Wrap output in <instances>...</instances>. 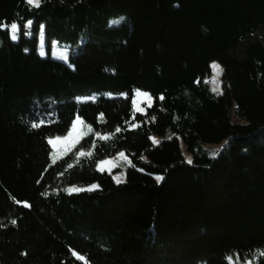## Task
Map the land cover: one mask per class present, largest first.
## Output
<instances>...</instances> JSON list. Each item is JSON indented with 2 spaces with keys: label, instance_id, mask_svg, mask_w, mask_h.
Masks as SVG:
<instances>
[{
  "label": "trees",
  "instance_id": "16d2710c",
  "mask_svg": "<svg viewBox=\"0 0 264 264\" xmlns=\"http://www.w3.org/2000/svg\"><path fill=\"white\" fill-rule=\"evenodd\" d=\"M0 25V264H264V0H0ZM78 115L90 133L52 163ZM119 150L123 181L69 194Z\"/></svg>",
  "mask_w": 264,
  "mask_h": 264
},
{
  "label": "rangeland",
  "instance_id": "374dc122",
  "mask_svg": "<svg viewBox=\"0 0 264 264\" xmlns=\"http://www.w3.org/2000/svg\"><path fill=\"white\" fill-rule=\"evenodd\" d=\"M10 26V25H9ZM27 31L24 35V45L27 49L29 47V38H30V32L28 30L29 26L26 25ZM10 35H16L17 39H19V29L16 33H12L11 29ZM39 52L40 54L43 53L42 56H46L47 54H50L52 57L58 58L63 61H69V48L67 42H61L57 39H54L52 41V46L48 49L46 47V42L44 38L43 31L39 34ZM212 87V89L224 96L229 101H233V91L229 84V79L221 66V64L218 61H212L211 63V70L209 75L206 78ZM147 92L151 99L148 97L142 95L141 93ZM95 97V94L90 95H80L77 96L78 101H87L91 98ZM153 100L152 95L145 90L137 89L134 92L132 102H133V109L135 111H143L145 104H151ZM79 117L80 122L76 124L75 128H73V123L70 127V129L62 134V135H55L49 138V143L51 145V156L50 161L53 163L62 156H64L66 153H68L70 150H72L83 137L88 135L91 131V127L83 120L81 116H76L75 119ZM74 119V120H75ZM235 121H237V118H234ZM152 140L156 143L159 140V136L156 134L151 135ZM180 138V147L181 150L186 157L187 160L191 159L190 155L187 153L185 149V144L183 140ZM206 148L210 150L211 153L216 152L220 145L217 143H205L204 144ZM120 153H123V155H120ZM101 161H105L106 163L101 164ZM131 164V160L129 156L123 151L119 150L114 155L105 157L100 160L93 161L91 163H85L82 164V168L88 172H90L94 177L95 180L89 184L85 185H78V184H72L70 186L73 187H79V188H86L92 184H98L97 179L103 173L104 171L109 172L113 178L117 181H123L126 178V169Z\"/></svg>",
  "mask_w": 264,
  "mask_h": 264
},
{
  "label": "snow or ice",
  "instance_id": "6c2138e0",
  "mask_svg": "<svg viewBox=\"0 0 264 264\" xmlns=\"http://www.w3.org/2000/svg\"><path fill=\"white\" fill-rule=\"evenodd\" d=\"M26 3L29 4V5H34L36 7H39L40 0H26ZM26 23H27L28 26H31L32 20H28ZM0 27H3V25H0ZM9 27H10L12 33H16L18 31V27L19 26H18V24L16 22H12ZM40 27L43 28L44 25H40ZM11 38L13 40H16L17 36L16 35H12ZM25 50L27 51V49H25ZM41 55H43V53H41ZM141 94L146 96V97H148L149 99H151V97L149 96V94L147 92H144V93H141ZM161 98H163V97L161 96ZM138 111H139V109H138ZM79 122H80V118L79 117H77L75 120H73V122H72L73 123V128H75L76 124L79 123ZM96 135L99 137L101 134L99 132H97ZM50 143H52V141H50ZM80 155L83 156L84 153L81 152ZM120 155H123V153H120ZM212 155H213V158H215L216 154L213 153ZM100 163L103 164V163H106V162L105 161H101ZM187 163L191 164L192 163L191 159H189L187 161ZM155 179L157 180V182H159L162 179V177L157 175L155 177ZM116 182L119 183L120 181L117 180ZM98 187H99L98 184H92V185H90V186H88L86 188H79V187L69 186V194H71L72 192H77L78 193L80 191H86V190L87 191H91V190L97 189ZM262 255H264V253H262ZM229 259H231V257H229ZM244 264H251V261L250 260H245Z\"/></svg>",
  "mask_w": 264,
  "mask_h": 264
}]
</instances>
